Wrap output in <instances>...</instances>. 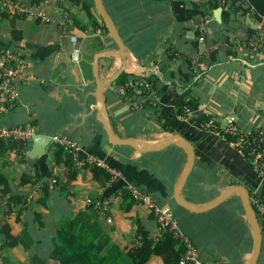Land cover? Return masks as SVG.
I'll return each mask as SVG.
<instances>
[{
    "label": "crops",
    "instance_id": "crops-1",
    "mask_svg": "<svg viewBox=\"0 0 264 264\" xmlns=\"http://www.w3.org/2000/svg\"><path fill=\"white\" fill-rule=\"evenodd\" d=\"M39 1L49 17L46 23L0 14V50L14 51L25 74L17 82L19 98L0 113V124H30L37 134L67 136L79 142L80 157L101 158L121 177L110 181L104 174L94 177L90 169L56 162L55 144L31 157L26 152L32 141L26 144L25 155L14 147L2 153L1 146L0 264H60L51 257L56 225L85 210L87 200L105 207L110 218L101 215L100 226L121 245H130L139 236H156L157 224L146 206L135 202L128 211L120 209L122 189L129 186L139 188L154 203L171 207L202 261L248 264L255 233L246 220L242 197L233 192L209 210H187L173 198L175 183L189 160L183 145L174 141L142 152L113 143L98 118L93 61L98 52L115 51L117 45L101 25L90 26L70 0ZM102 1L124 42V58L116 55L98 61L106 116L114 134L139 145H157L172 134L187 139L194 147V163L180 194L194 207L212 202L232 185L264 199V178L252 164L196 121L208 117L223 127L231 119L243 130L264 131V46L254 54L253 64L243 62L251 50L248 41L258 29L264 30V24L249 13L223 22L222 12L217 20L215 9L206 11L212 19L199 41L198 22L203 16L179 20L174 0ZM177 1L191 8L194 2L206 0ZM74 45L79 49L78 61L70 57ZM119 69L116 80L105 82ZM133 76L146 78L153 91H132L122 97L117 89L120 80ZM23 174L31 180L20 182ZM45 185L47 194L42 197ZM5 186L9 191L3 193ZM5 224L18 240L14 246L6 244ZM137 225L140 235L134 233ZM261 231L256 264H264V228ZM159 263L160 258L154 257L149 264Z\"/></svg>",
    "mask_w": 264,
    "mask_h": 264
},
{
    "label": "built area",
    "instance_id": "built-area-1",
    "mask_svg": "<svg viewBox=\"0 0 264 264\" xmlns=\"http://www.w3.org/2000/svg\"><path fill=\"white\" fill-rule=\"evenodd\" d=\"M228 10L240 17L253 12V7L249 0H216ZM222 8V6H220ZM7 13L9 15L32 17L39 20L40 23H46L49 20L48 15L43 11V7L39 0H31L29 3L25 0H0V14ZM212 19L210 13L205 12L204 16L198 22L199 34L197 39L203 41L208 21ZM261 25L264 21L257 20ZM74 42V40H73ZM248 56L243 60L245 64H253L254 54L264 46V30L258 29L255 35L247 43ZM74 61L79 60V49L74 45L70 54ZM23 62L19 59L14 51L10 48L0 50V98L1 107L0 113L12 108L19 98L17 82L25 77ZM118 93L124 97L129 92L145 90L153 91L151 82L142 76L128 77L118 86ZM185 118V116H183ZM201 127L204 131L212 132L221 136L226 142L233 146L236 151L246 158L253 166L254 170L264 178V131L261 129L243 130L236 126L230 119L223 127L209 120ZM37 134L35 128L30 124L17 126H3L0 124V138L7 145H12L20 154L25 155L26 144L32 140V137ZM50 143L59 145L63 150L71 156L75 168H83L84 166L100 167L107 172L109 180L113 181L121 177L118 170L107 166L101 158L93 155L79 156L80 144L76 140L70 139L67 136L54 134L50 135ZM128 191L132 197L139 202L145 204L151 209L156 224L157 235L154 236L158 240L163 232L171 233L173 238L185 247L179 263L180 264H211L204 262L199 258L198 250L194 242L180 229L178 219L173 214L169 205H158L146 193L139 188L129 186ZM250 197V203L253 207L256 217L264 222V199L257 193L253 192ZM92 201L87 200V204ZM99 208L101 215L106 214L105 207L98 201L94 202ZM109 218V217H107ZM137 243V241H136Z\"/></svg>",
    "mask_w": 264,
    "mask_h": 264
},
{
    "label": "trees",
    "instance_id": "trees-1",
    "mask_svg": "<svg viewBox=\"0 0 264 264\" xmlns=\"http://www.w3.org/2000/svg\"><path fill=\"white\" fill-rule=\"evenodd\" d=\"M70 2L79 6V10L84 12L90 26L97 28L101 25V27L107 31L92 0H70ZM249 3L253 7V12L250 13L251 16L256 20L264 21V0H249ZM172 6L179 20L188 19L195 15L204 16L206 11L212 12L219 6H222L223 22L229 21L233 16L236 17V14L230 12L228 8L221 5L216 0H206L203 1V3L194 2L191 8H186L182 1L174 0L172 1ZM92 10L96 11L100 21L94 18ZM123 82L124 81L121 79L120 83ZM1 102L0 98V107ZM209 120L208 117H198L196 121L201 125ZM1 146L2 153L7 151L8 148L13 147L12 145H6L4 140L0 138V147ZM54 154L56 162L60 160L68 167L74 168L71 156L67 154L61 146L56 145ZM83 168L90 169L94 177L104 174L109 178L107 172L100 167L84 166ZM20 178V182L22 183L31 180V178L25 176V174L21 175ZM8 191L9 187L5 186L3 188V193ZM43 193L42 197H45L47 194V185L43 187ZM121 195V210H130L135 202L146 206L142 202L136 201L128 189L123 188ZM148 209L152 213L151 209ZM106 216L110 218L108 214ZM100 217V210L92 201L91 204L87 205L85 210H79L76 214H72L58 222L54 235L52 236L53 248L51 257L59 261L60 264H149L154 257L160 258L159 264H180L179 260L185 251V247L179 244L171 233L167 231L163 232L158 240H155L154 237L139 236L136 238L137 243L134 241L128 246L121 245L104 232L100 226ZM257 219L259 220L261 228H264L263 220L258 217ZM3 227L6 230L3 233L5 238L9 239L6 244L10 246L16 245L18 240L9 233L10 227L7 224ZM140 232L141 228L137 225L134 233L140 235Z\"/></svg>",
    "mask_w": 264,
    "mask_h": 264
},
{
    "label": "water",
    "instance_id": "water-1",
    "mask_svg": "<svg viewBox=\"0 0 264 264\" xmlns=\"http://www.w3.org/2000/svg\"><path fill=\"white\" fill-rule=\"evenodd\" d=\"M93 2H94V7H95L97 13L102 18V20H103V22L107 28V31L109 32L111 38L113 39V41L115 42V44L118 47V49L115 51L105 50V51L98 52L94 56V61H93V74H94L95 82H96L95 98L97 101L98 118L103 125V128L105 130L106 135L109 137V139L113 143L122 144V145H130V146H132V147H134L137 150L142 151V152L159 150V149L169 145L170 143H172L174 141H177L178 143L183 145L187 149L189 160H188V163L186 165L184 172L179 176L177 182L175 183L174 190H173V198H174L175 202L177 204H179L180 206L184 207L185 209L190 210L192 212H202V211L209 210V209L219 205L225 199H227L233 192H237L243 199V208H244L246 220L255 233L254 248H253V251L251 253L248 264H256L257 258H258L259 253H260V248H261L262 231H261V226H260L259 220L257 219V217L254 213L253 207L250 203L249 194L244 187H242L240 185L229 186L223 192H221L212 202H210L204 206L194 207L187 200H185L180 194V190L184 184V181H185L186 177L188 176V174H189V172L193 166V163H194V155H195L194 154V147L187 139H185L181 135L172 134L164 142H162L160 144H157V145H147V144L139 145L137 142H135L131 138H119L118 136H116L114 134V132L110 128L108 118L106 116L105 102H104V99L102 96L104 81L99 76L98 61H99V58H101V57H110V56H116V55H120L122 58H124L125 57L124 56V42L122 41L111 16L108 14L106 9L104 8L103 1L102 0H93ZM221 12H222V8L220 6L214 10V17L217 20L220 18ZM120 72H121V69L117 70L105 82L116 80V78L118 77ZM31 141H32V147L26 152L28 157H31V155H33L34 153H39V152L45 153L46 148H47L48 144L50 143V136L43 135V134H35L32 137Z\"/></svg>",
    "mask_w": 264,
    "mask_h": 264
},
{
    "label": "rangeland",
    "instance_id": "rangeland-1",
    "mask_svg": "<svg viewBox=\"0 0 264 264\" xmlns=\"http://www.w3.org/2000/svg\"><path fill=\"white\" fill-rule=\"evenodd\" d=\"M97 18H98V16H97Z\"/></svg>",
    "mask_w": 264,
    "mask_h": 264
}]
</instances>
